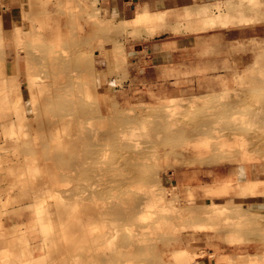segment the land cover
I'll return each mask as SVG.
<instances>
[{"label":"rangeland","instance_id":"obj_1","mask_svg":"<svg viewBox=\"0 0 264 264\" xmlns=\"http://www.w3.org/2000/svg\"><path fill=\"white\" fill-rule=\"evenodd\" d=\"M249 3L232 6L247 30L172 66L145 46L197 35L198 12L0 0V264L261 263L264 8Z\"/></svg>","mask_w":264,"mask_h":264},{"label":"crops","instance_id":"obj_2","mask_svg":"<svg viewBox=\"0 0 264 264\" xmlns=\"http://www.w3.org/2000/svg\"><path fill=\"white\" fill-rule=\"evenodd\" d=\"M237 1L239 0H101L121 22L133 21L141 14L156 15L163 19H169V13L185 14L189 12L195 14L198 12L199 16H203L204 20L201 22L204 25H200L197 35L157 36L158 40H154L145 46L146 49L152 47L157 54L158 52L164 54L167 60L171 58L172 66L176 60V53L179 51L182 54H189L190 51L198 55L205 54L207 47H211L212 41L216 47L217 42L220 41L219 43H221V41L228 40L227 35L229 33L238 31V29L247 30V26L241 28L232 26L234 22L238 21L239 13L243 14L244 18L249 16L248 8L240 12L233 10L232 6ZM240 1L248 6L252 0ZM258 1L264 8V0ZM216 16H221L220 19L222 20L209 24L210 20ZM229 19L232 21L228 22ZM244 38H248V36L244 35ZM194 49L196 50L194 51Z\"/></svg>","mask_w":264,"mask_h":264},{"label":"bare ground","instance_id":"obj_3","mask_svg":"<svg viewBox=\"0 0 264 264\" xmlns=\"http://www.w3.org/2000/svg\"><path fill=\"white\" fill-rule=\"evenodd\" d=\"M147 18H148V16H147L146 14H141V15H138V16L136 17L135 21H140V20H144V19H147ZM243 19H244L243 17H238L237 20H243ZM61 22H62V21H61ZM37 26H38V25H37ZM179 102H180V103H184V102H185V97H183V96H182V97H179ZM254 118H255V116H254ZM216 137H217V136H216ZM209 138H210V137H209ZM219 138H220V137H219ZM219 138H218V139H219ZM220 139H221V138H220ZM200 141H201V140H200ZM216 142H217V141H216ZM219 142H221V141H219ZM222 142H223V141H222ZM213 144H214V143H213ZM216 144H217V143H216ZM227 146H228V145H227ZM221 147H222V145H221ZM45 165H46V164H45ZM139 165H140V164H139ZM139 168H140V167H139ZM46 173H47V172H46ZM144 175L146 176L145 173H144ZM144 175H143V176H144ZM146 177H147V176H146ZM143 178H144V177H143ZM148 178H149V177H148ZM68 181H69V180L67 179V182H68ZM131 181H132V180H131ZM146 182H147V181H146ZM146 182H145V184H146ZM56 184H57V182H56ZM38 186H39V185H38ZM66 186H67V185H65V187H66ZM35 188H36V187H35ZM142 188L144 189V187H142ZM145 188H146V187H145ZM36 190H39V189H36ZM139 190H140V188H139ZM144 190H145V189H144ZM144 190H141V191L144 192ZM54 191H55V190H54ZM148 193H149V192H148ZM84 194H85V193H84ZM28 195H29V194H28ZM53 195H54V193H53ZM127 195H128V194H127ZM29 196H30V195H29ZM59 196H60V195H59ZM146 196H147V195H146ZM60 197H61V196H60ZM74 197H75V196H74ZM150 201H151V200H148V202H150ZM143 202H144V201H143ZM150 203H152V202H150ZM150 203H149V207H150ZM146 205H147V204H146ZM146 205H145V206H146ZM139 206H140V205H139ZM143 206H144V205H143ZM141 207H142V206H141ZM146 208H147V206H146ZM146 208H145V209H146ZM47 210H48V209H47ZM187 217H188V216H187ZM48 219H49V218H48ZM67 219H68V217H67L66 215H64L63 218H62V220H67ZM49 221H50V220H49ZM258 221H259V220H258ZM164 222H165V221H164ZM166 223H167V222H166ZM164 225H166V224H164ZM167 225H170V224H167ZM167 225H166V226H167ZM166 226H165V227H166ZM168 227H169V226H168ZM162 228H163V227H162ZM89 230H90V229H89ZM92 230H93V229H92ZM22 236H23V235H22ZM24 247H25V246H24ZM24 247H23V248H24ZM63 250H64V249H63ZM18 251H20V250L18 249ZM21 252H22V253H21ZM21 252H18V254L21 253V255H23V254H24V253H23V249H22ZM26 252H27V251H25V254H26ZM18 254H17V257L19 256L18 258H21V257H20V254H19V255H18ZM34 258H35V257H34ZM78 258H79V257H78ZM33 260H34V259H33ZM33 260H31V261H33ZM44 261H45V260H44ZM262 261H263V262H262ZM262 261H261V263L259 262V264H264V259H263ZM39 262H40V264H42L41 261H39ZM39 262H38V263H39ZM42 262H43V261H42ZM34 263H37V262H35V260H34ZM30 264H31V263H30ZM32 264H33V263H32Z\"/></svg>","mask_w":264,"mask_h":264}]
</instances>
